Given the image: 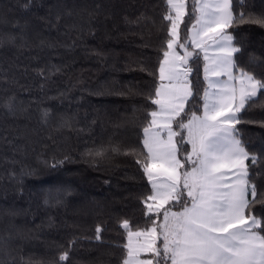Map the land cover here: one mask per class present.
Instances as JSON below:
<instances>
[{
	"label": "trees",
	"instance_id": "16d2710c",
	"mask_svg": "<svg viewBox=\"0 0 264 264\" xmlns=\"http://www.w3.org/2000/svg\"><path fill=\"white\" fill-rule=\"evenodd\" d=\"M194 4L186 0L179 23L183 54ZM230 10L234 71L264 81V0H230ZM169 13L167 0H0V264H123L122 222L132 231L153 226L144 204L152 185L137 160L157 110L150 97ZM188 51L197 55L188 63L193 95L177 118L184 122L203 113L208 86L204 53L190 41ZM236 117V138L256 157L245 161L257 193L250 214L264 220V89ZM173 127L185 138L176 136L183 162L191 145ZM151 215L163 219L162 210Z\"/></svg>",
	"mask_w": 264,
	"mask_h": 264
},
{
	"label": "snow or ice",
	"instance_id": "6c2138e0",
	"mask_svg": "<svg viewBox=\"0 0 264 264\" xmlns=\"http://www.w3.org/2000/svg\"><path fill=\"white\" fill-rule=\"evenodd\" d=\"M167 4L175 16L169 13L164 17L171 22L170 39L160 62L161 83L155 88L154 97H150L157 110L149 113L152 119L143 128L147 155L143 162L137 160L152 185V194L145 198L144 204L145 215L153 226L133 232L128 220L122 222L129 237L123 264H152L138 260L141 251L156 256L162 252L163 259L171 264H264V228H261L264 220L250 214L257 193L256 186L250 185L245 164L249 159L254 164L256 157L249 156L236 138L235 129L239 122L236 113L257 97L258 91L264 89V81L244 72L239 78L233 75V54L239 49L232 46L233 37L224 33L233 22L229 0H195L192 35L179 44L184 49L183 56L172 50L178 43V21L186 14V0H167ZM239 19L243 22L244 17ZM189 41L193 49L204 53L203 72L208 88L204 91L202 115L193 112L184 122L177 118L193 95L188 81L191 68L187 65L197 55L188 51ZM208 41L214 42L211 55ZM221 76L227 79H219ZM174 123L186 131L187 143L191 145V152L183 162L178 158L174 138L181 136V144L185 138L173 130ZM162 132L167 133L166 140ZM103 154L95 152L97 156ZM249 190L252 200L248 198ZM170 203L180 210L165 207ZM161 210L163 220L157 224L151 214L159 216ZM96 231L99 240L100 229ZM133 236L143 237V242L134 246ZM158 240L162 241L159 248ZM67 255L62 253L59 260L65 261Z\"/></svg>",
	"mask_w": 264,
	"mask_h": 264
},
{
	"label": "rangeland",
	"instance_id": "374dc122",
	"mask_svg": "<svg viewBox=\"0 0 264 264\" xmlns=\"http://www.w3.org/2000/svg\"><path fill=\"white\" fill-rule=\"evenodd\" d=\"M172 12H173V16H175V11L172 9ZM180 23V21H178V24ZM179 28V27H178ZM192 31H193V29H192V26H191V29H190V36L192 35ZM224 33H225V30H224ZM228 35V34H227ZM209 45H211V47H209L208 48V51H210L212 48H213V46H212V43H213V41H208L207 42ZM172 51H174L175 53H178L179 55H181V56H183L184 54L183 53H181L180 52V50L177 48V44H175L174 45V47H173V50ZM211 52V51H210ZM164 59V58H163ZM187 67H188V65H187ZM188 81L190 82V73H189V75H188ZM161 83V82H160ZM164 83L165 84H167L168 83V81H164ZM190 86H191V83H190ZM192 90V89H191ZM197 115H201V114H197ZM173 130L175 131V129H174V127H173ZM161 136H162V138L163 139H167V133L166 132H162L161 133ZM174 140L177 142V140H176V137L174 138ZM189 152H191V149H190V151ZM178 158L180 159V157H179V152H178ZM182 161V160H181ZM180 171H183L182 169L180 170ZM150 203H152V201L150 202ZM180 209H171V211H179ZM163 220V219H162ZM162 221H160V223H161ZM137 231H139V230H137ZM133 232H136V231H133ZM143 237H135V236H133L132 237V242H133V245L135 246L138 242H143ZM128 243H129V238H128ZM127 243V244H128ZM161 244H162V241H160L159 242V240L157 241V247L159 248V247H161ZM150 253H152V252H149V251H141L140 252V254H139V257H138V260L139 261H151L152 262V264H155L154 263V259L151 257V256H147V255H145V254H150ZM153 254V253H152ZM171 264V263H170Z\"/></svg>",
	"mask_w": 264,
	"mask_h": 264
},
{
	"label": "crops",
	"instance_id": "0c3cea01",
	"mask_svg": "<svg viewBox=\"0 0 264 264\" xmlns=\"http://www.w3.org/2000/svg\"><path fill=\"white\" fill-rule=\"evenodd\" d=\"M229 5H230V0H229ZM195 23V22H194ZM228 33H226L225 32V35H227ZM229 35V34H228ZM212 46H213V48L209 51V54L211 55V53L214 51V42L212 43ZM234 63V62H233ZM232 72H233V75L235 76V77H237V78H239L240 76H241V73H242V71H238L237 73L234 71V68L232 69ZM213 79H216L215 77H213ZM219 79H221V80H226L227 79V76H221ZM237 86H238V80H237ZM207 88H208V86H207ZM202 115V114H201ZM236 116H237V113H236ZM171 263V261L168 263V264H170Z\"/></svg>",
	"mask_w": 264,
	"mask_h": 264
}]
</instances>
